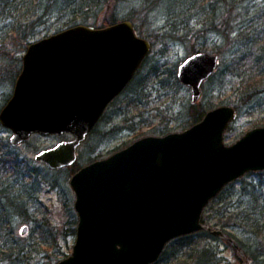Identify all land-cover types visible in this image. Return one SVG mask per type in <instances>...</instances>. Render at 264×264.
<instances>
[{"label": "water", "instance_id": "obj_1", "mask_svg": "<svg viewBox=\"0 0 264 264\" xmlns=\"http://www.w3.org/2000/svg\"><path fill=\"white\" fill-rule=\"evenodd\" d=\"M151 50L131 20L80 23L31 42L0 110L10 144L19 146L34 133H71L73 139L39 151L36 160L51 169L73 165L81 143ZM219 64V54L198 51L178 65L177 77L191 88L193 103ZM238 114L234 105H219L182 131L143 136L79 168L70 177L76 241L58 264H154L171 240L202 230L211 200L246 174L264 171V125L225 142ZM29 230L23 225L20 233Z\"/></svg>", "mask_w": 264, "mask_h": 264}, {"label": "rangeland", "instance_id": "obj_2", "mask_svg": "<svg viewBox=\"0 0 264 264\" xmlns=\"http://www.w3.org/2000/svg\"><path fill=\"white\" fill-rule=\"evenodd\" d=\"M89 1L88 11H82L80 8L86 0H9L6 3L0 0V110L13 93L19 74L16 71L22 68L28 45L42 37L80 23L101 27L103 20L114 14L116 22L131 20L137 34L152 44L151 53L133 80L109 104L79 146L73 165L81 168L146 135L182 131L194 124L192 112L199 108L210 110L219 105L237 108L238 118L225 132L227 144L235 142L247 130L264 125V62H258L251 55L249 44L235 36L224 38L216 32L198 34L196 21L192 29L175 33L171 24L177 17L169 13V3L174 0ZM26 4L31 6L28 14L25 8L21 9ZM19 21L35 22L33 31L25 37L17 34L14 27ZM198 51L219 54L220 64L204 81L202 95L193 103L191 88L179 81L177 71L185 58ZM10 134L0 123V155L4 157V144L7 140L10 143ZM73 138L71 133H34L19 146L10 144L25 169L31 166L41 173L47 171L50 182L38 179V192L33 190L36 185L26 184L27 194L34 197L27 217L18 216L15 223V234L26 250L20 255L22 261L3 264H58L72 253L78 223L75 192L70 185L73 165L51 169L45 162L37 161L36 154ZM1 163L0 185H3L10 182L11 172ZM202 220L205 227L188 240L190 244L168 243L154 264H195L205 248L215 255L217 263L256 264L258 261L264 264V171L248 173L226 186L210 201ZM23 225L30 226L26 235L20 233ZM216 229L225 235H215Z\"/></svg>", "mask_w": 264, "mask_h": 264}, {"label": "trees", "instance_id": "obj_3", "mask_svg": "<svg viewBox=\"0 0 264 264\" xmlns=\"http://www.w3.org/2000/svg\"><path fill=\"white\" fill-rule=\"evenodd\" d=\"M1 1L6 3L9 0ZM86 1L80 8L82 11H88L90 1ZM22 8H25L27 14L31 11V6L27 4L22 6ZM169 9L171 10L169 13L177 17L175 23H170L173 25L175 33L184 29H192V23L196 21L195 26L199 25V29L195 31L196 33L207 34L216 32L228 39L235 36L245 44L250 45L249 52L256 57L258 62H264V0H174L169 3ZM114 17V14H112L110 19L106 17L101 26L116 22ZM34 26L35 22L33 21L25 24L19 21L15 24L14 31L25 37V35L33 31ZM20 71L21 69L19 68L16 72L20 73ZM206 111V108L194 110L191 121L197 122L205 115ZM4 146L6 149L5 157L0 155V161H2V167L11 172L9 177L12 180L8 178L10 182L0 185V264H3V262L15 263L22 261L20 255L26 250L25 245L19 241L15 234L17 217H27L31 199L34 197L27 194L26 184L36 185L33 190L38 192L40 189V181L38 179L50 182L47 171L41 173L38 169L31 168V166L25 169L22 166L23 161L19 159V155L14 152L15 150L8 140ZM79 168L77 164L71 166V175ZM29 175H32V177ZM21 177L26 178L27 181L23 182ZM198 232L180 236L169 243L180 242L184 246L188 245L190 244L188 240L192 239ZM18 245H21V247L18 248ZM197 257L195 264L217 263L215 255L206 248ZM256 264L260 263L257 261Z\"/></svg>", "mask_w": 264, "mask_h": 264}, {"label": "flooded vegetation", "instance_id": "obj_4", "mask_svg": "<svg viewBox=\"0 0 264 264\" xmlns=\"http://www.w3.org/2000/svg\"><path fill=\"white\" fill-rule=\"evenodd\" d=\"M220 57V56H219Z\"/></svg>", "mask_w": 264, "mask_h": 264}]
</instances>
